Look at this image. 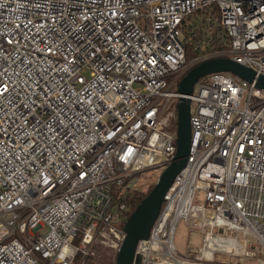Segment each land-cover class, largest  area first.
<instances>
[{
	"label": "built area",
	"instance_id": "1",
	"mask_svg": "<svg viewBox=\"0 0 264 264\" xmlns=\"http://www.w3.org/2000/svg\"><path fill=\"white\" fill-rule=\"evenodd\" d=\"M216 56L264 75V0H0V264L118 252L141 174L176 153L171 86ZM195 85L187 162L133 264H210L220 234L245 250L217 264H264V88L230 71ZM182 219L202 233L185 253Z\"/></svg>",
	"mask_w": 264,
	"mask_h": 264
},
{
	"label": "water",
	"instance_id": "2",
	"mask_svg": "<svg viewBox=\"0 0 264 264\" xmlns=\"http://www.w3.org/2000/svg\"><path fill=\"white\" fill-rule=\"evenodd\" d=\"M215 71H230L238 76L255 81L256 86L264 88V75H256L248 67L230 57H210L193 65L179 80L178 90L182 94L177 103V149L172 161L159 174L152 190L145 196L131 213L125 223V237L117 252L115 264H133L140 262L141 255L136 247L141 239L148 237L151 226L156 219L164 195L175 176L185 166L191 147V99L198 79Z\"/></svg>",
	"mask_w": 264,
	"mask_h": 264
},
{
	"label": "rangeland",
	"instance_id": "3",
	"mask_svg": "<svg viewBox=\"0 0 264 264\" xmlns=\"http://www.w3.org/2000/svg\"><path fill=\"white\" fill-rule=\"evenodd\" d=\"M169 81H171V80H169ZM178 83H179V81L175 82L171 86V89L178 90ZM197 86L198 85H195L194 89H197ZM247 95L248 94H247L246 91L242 94V101H241L242 105L245 104L246 99H247ZM171 108H172V105L170 103L168 105L167 109H171ZM161 171H162V169H159V168H151V169H148V170L144 171L141 174V180H140L138 186L141 187V188H144V187L149 186V184L151 182H153V181L156 182V180H157L159 174L161 173ZM43 231L45 232L46 229L43 228ZM175 241H176V245H177L178 250L181 253H185L188 244L191 245V246H196V247H198V246H200L202 244V233L197 231V230L189 231V226L187 225L186 221L184 219H182L178 223V227H177L176 235H175ZM241 244L243 245V243H241ZM258 247H259V244H257L256 242H253V244H249L248 245L247 250H249L251 252L253 250H256L257 252L254 255V257L255 256H259V255L262 256L263 253L259 252ZM98 248H99L98 250L107 248V249L110 250V252H112L114 254H117V250L116 249L109 248L108 246H104V245H100L99 244ZM98 250H97V254H98ZM233 250L236 251L235 252L236 254L232 255L231 259L232 260H237L240 257L239 255H241V253L243 251L237 252V250L235 248ZM229 257H231V256H229L228 252H226L224 250H218V251H216L214 253V258L212 260H210V264H217V263L226 262V261H228ZM243 259L245 261L244 263H246V264H256V261H255V259H253V257L243 256Z\"/></svg>",
	"mask_w": 264,
	"mask_h": 264
},
{
	"label": "trees",
	"instance_id": "4",
	"mask_svg": "<svg viewBox=\"0 0 264 264\" xmlns=\"http://www.w3.org/2000/svg\"><path fill=\"white\" fill-rule=\"evenodd\" d=\"M216 34H214V41L211 39L209 43V48L211 49H220V48H227L229 41L227 40V37L220 39L219 36L217 37ZM186 59L190 60L196 56L199 55V52L192 48L191 43L186 42ZM175 128H177V121H175ZM155 184V181L151 182L149 186L140 188L137 190V192L134 195V203H133V209L138 206V204L142 201V199L149 194V192L152 190L153 186ZM116 255L112 252H110L109 249H100L98 250V254L95 256V258L91 259V264H115Z\"/></svg>",
	"mask_w": 264,
	"mask_h": 264
},
{
	"label": "bare ground",
	"instance_id": "5",
	"mask_svg": "<svg viewBox=\"0 0 264 264\" xmlns=\"http://www.w3.org/2000/svg\"><path fill=\"white\" fill-rule=\"evenodd\" d=\"M234 248L237 250V252L245 250L244 244L242 245L237 239L232 237H224V235L220 234L210 242L209 248L206 251V256L212 260L216 251L224 250L226 252H230Z\"/></svg>",
	"mask_w": 264,
	"mask_h": 264
}]
</instances>
